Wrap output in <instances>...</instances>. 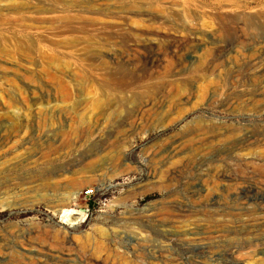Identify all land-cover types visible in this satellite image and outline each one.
<instances>
[{
	"label": "rangeland",
	"instance_id": "rangeland-1",
	"mask_svg": "<svg viewBox=\"0 0 264 264\" xmlns=\"http://www.w3.org/2000/svg\"><path fill=\"white\" fill-rule=\"evenodd\" d=\"M260 11L0 0V264H264Z\"/></svg>",
	"mask_w": 264,
	"mask_h": 264
},
{
	"label": "built area",
	"instance_id": "built-area-1",
	"mask_svg": "<svg viewBox=\"0 0 264 264\" xmlns=\"http://www.w3.org/2000/svg\"><path fill=\"white\" fill-rule=\"evenodd\" d=\"M96 194V189L95 188H87L83 191V197L85 201L88 203L87 206L90 203H93V206L95 205L96 201L92 200L94 199V196ZM106 205L105 201L104 202H98V207L101 208L102 206Z\"/></svg>",
	"mask_w": 264,
	"mask_h": 264
},
{
	"label": "bare ground",
	"instance_id": "bare-ground-1",
	"mask_svg": "<svg viewBox=\"0 0 264 264\" xmlns=\"http://www.w3.org/2000/svg\"><path fill=\"white\" fill-rule=\"evenodd\" d=\"M239 8V7H238ZM242 8V7H241ZM239 11V10H238ZM127 18H130L129 16L127 17ZM258 21H260V22H262V23H264V11H260L259 13H257L256 14V17H255ZM187 35H184V38L185 39H187ZM200 42V41H199ZM199 42H198V44H199ZM179 43V42H178ZM201 43V42H200ZM203 45V44H202ZM179 46V45H178ZM194 48H196V47H194ZM193 49V48H192ZM263 49H264V47H263ZM77 196L78 195H76V196H73V200H75L76 198H77ZM216 212V211H215ZM227 213V212H226ZM257 215V214H256ZM234 218V217H233ZM201 219V218H200ZM236 219V218H235ZM220 221V220H219ZM222 222V221H221ZM259 224H260V222H259ZM212 226V225H211ZM214 227V226H213ZM215 260V259H214ZM213 260V261H214ZM210 264H216V263H210ZM219 264V263H218Z\"/></svg>",
	"mask_w": 264,
	"mask_h": 264
}]
</instances>
